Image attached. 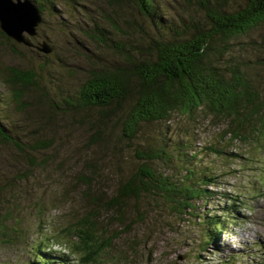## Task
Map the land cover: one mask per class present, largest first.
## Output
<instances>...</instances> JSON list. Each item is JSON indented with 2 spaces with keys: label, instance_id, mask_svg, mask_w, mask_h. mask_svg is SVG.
I'll list each match as a JSON object with an SVG mask.
<instances>
[{
  "label": "trees",
  "instance_id": "obj_1",
  "mask_svg": "<svg viewBox=\"0 0 264 264\" xmlns=\"http://www.w3.org/2000/svg\"><path fill=\"white\" fill-rule=\"evenodd\" d=\"M31 1L40 10L37 30L43 22L44 1ZM47 1L54 11L59 0ZM104 1L113 7L107 18L121 38L105 35L102 25L92 19V28L85 33L96 39L97 48L113 52L115 57L96 56L88 63L83 78L69 91L62 90L63 79L57 72L68 78L74 71L67 68L62 75V64L54 65L47 57L53 46L45 39L29 40V44L17 42L0 29V46L7 55L20 62L18 46H23L31 56L43 57L36 67L9 64L0 69V80L10 91L18 111L36 112L32 114L34 126L28 140L0 123V145L13 147L20 155L17 183L55 163L56 134L62 123L65 127L70 123L79 129L87 128V145L110 151L121 143L134 142L145 123L168 120L175 113L188 121L204 114L223 123L224 134L232 143L243 142L252 149L264 146V55L251 40L242 48L238 44L264 23V0H185L194 12L184 14L179 22L163 18V0ZM125 3L138 12V21L123 12ZM42 42L50 48L49 52L38 48ZM249 47H255L254 56H249ZM50 66L56 73L43 74L44 70L51 71ZM47 75L50 77L46 80ZM41 104L46 108H32ZM43 111L47 112L46 123ZM210 149L215 154L224 152L211 146ZM196 156L190 141H169L160 135L157 140L133 147L135 164L130 171L118 174L110 191L95 185L98 171L79 172L77 179L84 185L80 194L86 200L83 212L59 230L43 231L38 233L39 238L25 239L32 253V260L28 258L26 263L99 264L112 249V241L131 225L147 220L156 223V210L176 217L198 215L204 228L203 242L214 241V235L235 220V204L240 201L236 196L241 193L225 195L224 213L200 211L199 201L205 203L212 195L208 185L215 183L216 176L195 169ZM260 183H264V178ZM3 201L0 193V239L7 242L11 236L7 232L9 226L18 237L23 235L22 228L15 226L21 220L9 216L8 209L3 212ZM41 219L34 222L38 230L44 224L39 225ZM54 243H63L68 249L51 250Z\"/></svg>",
  "mask_w": 264,
  "mask_h": 264
},
{
  "label": "rangeland",
  "instance_id": "obj_2",
  "mask_svg": "<svg viewBox=\"0 0 264 264\" xmlns=\"http://www.w3.org/2000/svg\"><path fill=\"white\" fill-rule=\"evenodd\" d=\"M43 1V22L34 35L26 37L33 42L45 39L53 46L52 53L47 57L54 61V65L62 64V75H65L67 68L74 71L68 78L57 72V76L63 79L60 82L62 90L69 91L83 78L88 63L96 56L104 59L115 57L113 52L97 48L96 39L85 33L86 30H91L92 19L93 23L102 25L103 30H106L105 35L121 38L107 18V13H111L113 7L104 0H59L52 11L48 1ZM162 6L164 8L160 9V13H163L166 21L171 22H179L184 14L194 12L193 7L185 0H163ZM122 8L126 16L139 20L140 16L133 6L125 3ZM123 28L126 29L125 25ZM148 28L150 29L149 25ZM248 37L241 38L239 47L248 45V40H251L259 49L258 52L264 55V23L252 30ZM18 47L21 52L20 62L12 55H7L3 45L0 46V69L9 64L36 67V63L43 60V57L31 56L23 46ZM255 47H249V56L255 55ZM46 61L47 58H44L43 62ZM48 66L47 64L46 67ZM45 73L56 72L51 67V71L44 70L43 74ZM49 77L47 75L46 80ZM16 107L10 91L0 80V123L9 132L17 131L24 136V140H28L34 126L32 114L36 112L31 109L19 112ZM32 108L46 107L41 104L40 107ZM41 114L46 123L47 112L43 111ZM197 118L188 121L175 113L168 120L145 123L134 142L130 145L121 143L110 151H98L95 147H89L87 128L79 129L70 123L65 127V123H62L56 134V150L53 154L55 163L20 183L16 182L17 170L21 166L17 157L20 158V155L13 147L0 145V193L4 200L2 209L3 212L8 209L9 216L21 220L15 226L22 228L23 235L18 237L12 226L7 228L11 236L7 242L0 239V264H27L28 258L32 260V253L26 247L25 239L39 238L38 233L43 231L52 233L59 230L83 212L86 200L81 198L84 185L77 179L79 172L98 171L100 177L97 176L95 185L110 191L118 174L130 171L135 164L133 147L157 140L160 135L169 141H190V148L197 151L194 168L215 174V183L208 185L212 195L205 203L199 201L200 211L206 210L209 214L216 215L224 213L222 210L227 204L225 195L241 193L236 196L240 200L235 204L236 218L232 224H228L227 229L214 235V241L205 243L204 228L198 215L176 217L166 211L156 210L154 214L157 213L158 217L153 218L157 219L156 223L151 224L147 220L145 223L131 225L129 230L126 229L112 241V249L101 257L99 264H264V183H260L264 178V146L252 149L243 142L232 143L224 134V125L220 120L210 119L204 114ZM113 134L115 135L114 131ZM210 146L225 153L215 154ZM232 153L234 155L230 156ZM4 180L6 181L3 182ZM10 183H15L18 187ZM8 184L11 185L10 189ZM15 192L17 193L14 195ZM38 218H42L39 225L44 223L39 230L34 223ZM111 226L116 228L115 224ZM50 246L51 250L68 249L63 243Z\"/></svg>",
  "mask_w": 264,
  "mask_h": 264
},
{
  "label": "water",
  "instance_id": "obj_3",
  "mask_svg": "<svg viewBox=\"0 0 264 264\" xmlns=\"http://www.w3.org/2000/svg\"><path fill=\"white\" fill-rule=\"evenodd\" d=\"M40 21V10L31 0H0V29L13 40L29 44L26 35H34ZM38 48L50 51L45 42Z\"/></svg>",
  "mask_w": 264,
  "mask_h": 264
},
{
  "label": "bare ground",
  "instance_id": "obj_4",
  "mask_svg": "<svg viewBox=\"0 0 264 264\" xmlns=\"http://www.w3.org/2000/svg\"><path fill=\"white\" fill-rule=\"evenodd\" d=\"M14 92V91H13ZM17 108V107H16ZM20 112V111H19ZM187 169V168H186ZM211 194V193H210Z\"/></svg>",
  "mask_w": 264,
  "mask_h": 264
}]
</instances>
